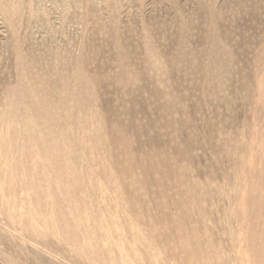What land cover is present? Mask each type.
Listing matches in <instances>:
<instances>
[{"label": "rangeland", "instance_id": "rangeland-1", "mask_svg": "<svg viewBox=\"0 0 264 264\" xmlns=\"http://www.w3.org/2000/svg\"><path fill=\"white\" fill-rule=\"evenodd\" d=\"M0 264H264V0H0Z\"/></svg>", "mask_w": 264, "mask_h": 264}]
</instances>
